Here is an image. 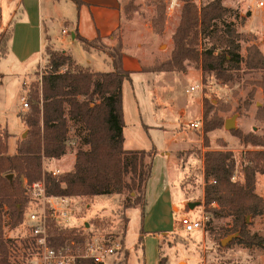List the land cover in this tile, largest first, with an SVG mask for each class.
<instances>
[{
  "label": "rangeland",
  "instance_id": "374dc122",
  "mask_svg": "<svg viewBox=\"0 0 264 264\" xmlns=\"http://www.w3.org/2000/svg\"><path fill=\"white\" fill-rule=\"evenodd\" d=\"M90 1L103 3L105 0ZM171 1L122 0V22L109 39L103 40L107 45H115L120 39L124 52L139 63L135 71L140 73H134L123 83V106L128 123L129 148L157 149L145 216L142 218L140 207L123 208L128 192L72 196L70 227L76 226L85 233L100 232L118 237L123 242V251L111 257L107 264H111L112 260H116V264H158L160 254L166 264H264V248L234 240L239 237V232H234L239 234L238 237L225 245L221 243L225 237L234 234L231 233L232 218L214 216L207 211L204 201L206 149L233 151L236 160L233 180L241 181L244 178L243 167L249 163L247 152L264 149L245 143L233 132L264 135V111L260 110L264 107V90L259 86L263 72H245L243 68L235 81L224 83L214 73L204 72L195 61L186 62V71L152 70L168 60L174 48V34L180 24L184 0H177L170 10ZM207 1L195 0L198 5ZM222 1L232 12L217 26L225 29L229 24L243 33L240 39L243 55L253 43L264 54V8L256 5L257 0ZM55 3L59 5L58 12L68 13L71 10V2L62 0L60 4ZM74 11L76 13L75 8ZM5 15L8 16V11ZM249 16L247 28L253 32L243 30ZM58 25L53 33L50 32L54 37L53 43L56 42V47L60 44L71 48L67 52L75 59L77 67H89L93 71L112 69L104 51L93 49L90 52L78 39L66 37L64 40ZM45 36L43 43L38 30H32L25 44L18 30L11 45L13 53L0 65V123L13 133L9 141L10 153L17 151L27 131L19 114L31 110V93L39 90L41 74L48 69L44 54ZM200 43L202 47L210 44V40L201 38ZM17 56L27 59L18 60ZM197 85L201 88L191 90V86ZM252 91L254 95L250 100L249 93ZM23 97L29 102L28 108L23 106ZM204 98L212 107L208 119L217 115L224 122L220 128L207 132L208 147L203 142ZM233 115H236V126L230 130L225 127V121ZM196 120L202 121L200 128L190 126ZM142 122L149 127H143ZM77 146V142H70L68 152L57 164L53 158L45 157L42 163L44 172L50 173L56 167L61 170V177L71 171ZM162 149L171 151L172 157L162 156L159 152ZM256 180L255 190L264 198V173H258ZM189 202L196 204L191 207ZM35 206L28 202L26 215ZM204 212L209 216L204 229L188 233L180 225L184 216L194 219ZM246 221L251 233L264 237V214L248 215ZM3 228L5 238L19 242L29 231L27 224L12 226L7 214H4ZM23 264H28L27 260Z\"/></svg>",
  "mask_w": 264,
  "mask_h": 264
},
{
  "label": "trees",
  "instance_id": "16d2710c",
  "mask_svg": "<svg viewBox=\"0 0 264 264\" xmlns=\"http://www.w3.org/2000/svg\"><path fill=\"white\" fill-rule=\"evenodd\" d=\"M75 1L79 6L82 4L81 0ZM231 12L222 0H208L202 5L195 0H184L171 55L152 70L186 71V62L195 61L204 72L214 73L224 83L235 81L243 68L245 72L261 71L259 86L264 90V54L260 47L253 43L243 55L240 42L243 33L229 24L225 29L217 26ZM12 36L13 26L0 31V58L7 55ZM75 36L85 50L104 51L112 69L93 71L89 67H77L71 54L56 49L47 35L44 54L48 69L41 74L39 90L31 93V110L19 114L27 126V134L15 153L9 152L11 134L0 125V264H23L29 257L28 238L20 242L7 239L3 228L4 214L14 227L24 219L29 202L25 181L45 179L48 193L54 195L84 197L128 192L123 208L140 207L142 218L146 213L147 185L156 149L124 148L123 83L134 72L124 67V45L118 39L109 46L101 35L92 40L79 33ZM201 38H208L210 44L200 47ZM253 95L254 91L249 93L250 100ZM203 109V142L208 147L207 132L220 128L224 122L217 115L208 119L212 107L207 98L203 100ZM260 110L264 111V107ZM233 132L245 143L264 147V135ZM72 141L78 144L73 169L61 177L44 172L43 159L61 158ZM247 155L249 163L243 167L241 181L233 180L236 165L233 151L205 150L204 201L207 211L214 216L232 218L231 233H240L234 240L264 248V237L251 233L246 221L248 215L264 214V198L255 190L257 174L264 173V149L249 151ZM213 203L216 205L212 206ZM78 231L59 230L50 222V234L57 235L51 238V244L59 245ZM165 261L160 254L158 264H166ZM76 264L95 263L81 259Z\"/></svg>",
  "mask_w": 264,
  "mask_h": 264
},
{
  "label": "built area",
  "instance_id": "2783aa9c",
  "mask_svg": "<svg viewBox=\"0 0 264 264\" xmlns=\"http://www.w3.org/2000/svg\"><path fill=\"white\" fill-rule=\"evenodd\" d=\"M177 0H172L169 9L171 10ZM256 5L264 8V0H257ZM200 85L191 86V90L200 89ZM23 106L29 107V102L23 97ZM190 126L200 128L201 120L192 121ZM50 173L57 177L61 174L59 168H54ZM29 202L35 204V208L27 215L21 223L27 224L29 257L28 264H76L78 260L89 259L95 264H107L110 258L118 256L123 251V242L111 234L100 232L85 233L79 230L74 237H69L59 245H52L51 238L57 235L50 234V222L61 229L78 228L70 227V217L73 215L71 203L74 198L68 195H54L48 193V186L45 179L28 183L25 181ZM209 216L204 212L201 217L190 218L184 216L180 225L188 232L204 229ZM116 264L112 260L111 264Z\"/></svg>",
  "mask_w": 264,
  "mask_h": 264
},
{
  "label": "crops",
  "instance_id": "0c3cea01",
  "mask_svg": "<svg viewBox=\"0 0 264 264\" xmlns=\"http://www.w3.org/2000/svg\"><path fill=\"white\" fill-rule=\"evenodd\" d=\"M61 1L62 0H0V8L2 10V18L0 20V31L5 30L10 26H13V36L9 40L8 44L9 51L5 57L0 58V65L2 64L3 60H7L9 56L13 53V50H11V45L15 37L17 36L18 30L23 35V37H21L22 43L27 44V42L29 41V35L32 34V30L37 29L39 38L40 40H42L43 43L44 35H46L45 45L47 43V35H50L52 39V44L56 49L71 51V48L69 47L66 48L65 46H61L60 44H58L59 46L56 47V45L54 44L56 42L53 43L54 37H52L50 32L53 33V31L56 30L57 24H59L58 26L61 28L64 40L66 37H70L72 40H76L77 38L75 35L76 33H79L83 37L90 40L96 38L98 35H101L103 40L106 41V39H109L112 33L119 27L120 23L122 22V0H105L103 3L91 2L90 0H81L82 4L80 6L76 3L75 0H65L66 2H71L70 4H72L70 5L71 10L68 13H62L57 11L59 5H56L55 2L60 4ZM73 8H75L76 13L75 11L73 12ZM7 11L8 16L5 15ZM251 16L247 18L248 20L246 19V24L243 27V30H246L248 32H253V30L247 28V23ZM108 45L112 44L110 43ZM17 58L18 60L22 59V61L27 59V57L20 58L18 56ZM123 63L126 69L134 71L131 76L134 73H140L138 71H135L139 68L138 60L128 56L125 52L123 54ZM1 75L2 71L0 69V76ZM125 123L126 125L124 127V148L140 149L129 148L127 141V135L129 134H127L128 123L126 122V120ZM141 125L143 127L145 126L146 128L149 127L144 122H142ZM3 127H6L9 131L7 126L3 125ZM9 133L11 134V136L13 135V133H11L10 131ZM10 138L8 142L10 141ZM164 150H160V154L164 157L171 158L172 152L169 150ZM165 152H168L169 155ZM60 161H62V158H53V162L56 164ZM74 163L75 156L73 158L72 167L74 166ZM150 181L151 180L148 181L147 185V195L149 193ZM262 195H264V190L262 191Z\"/></svg>",
  "mask_w": 264,
  "mask_h": 264
},
{
  "label": "water",
  "instance_id": "95a60500",
  "mask_svg": "<svg viewBox=\"0 0 264 264\" xmlns=\"http://www.w3.org/2000/svg\"><path fill=\"white\" fill-rule=\"evenodd\" d=\"M235 124H236V115H233L231 118H228V119H226V121H225V127H226V128H229L230 130L233 129V128H235V126H236ZM26 134H27V131L24 132L23 137H25ZM11 176H12V175H10V177H11ZM189 204H190L191 207H193L196 203H192V202H190ZM86 225H88V223H87ZM238 235H239L238 233L230 234V235H228L227 237H225V238L221 241V243H222L223 245H225L227 242H229V241H231L232 239L238 237Z\"/></svg>",
  "mask_w": 264,
  "mask_h": 264
}]
</instances>
